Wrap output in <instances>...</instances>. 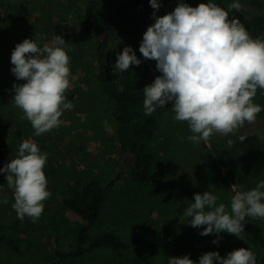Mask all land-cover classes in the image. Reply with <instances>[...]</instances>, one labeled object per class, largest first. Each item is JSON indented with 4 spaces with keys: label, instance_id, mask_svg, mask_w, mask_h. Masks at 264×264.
I'll use <instances>...</instances> for the list:
<instances>
[{
    "label": "rangeland",
    "instance_id": "374dc122",
    "mask_svg": "<svg viewBox=\"0 0 264 264\" xmlns=\"http://www.w3.org/2000/svg\"><path fill=\"white\" fill-rule=\"evenodd\" d=\"M90 0H0V168L17 158L20 143L30 139L37 143L41 152H47L45 173L51 197L44 202L41 217L33 222L31 218H17L13 209V189L6 181L7 173L0 172V234L3 232L16 238L14 249L7 240H0V264H49L57 257V250L68 255L56 264H167L170 256L188 255L197 262L209 247H217L221 256L237 248H249L256 254L257 264H264V220L247 217L244 224L245 240L229 233L219 234V243L213 244L216 234L201 236V228H194L183 215L184 209L193 203L194 194L210 191L219 197L230 211V202L236 191L251 190L264 180V159L259 148L264 141V111L255 123H245L235 135L214 134L207 146H216L236 171L239 182L232 189L218 179L212 165L206 158L203 141L194 145L187 137L192 135L187 122L174 120L172 104L158 108L153 114L158 121L154 140L157 155V169L146 182H134L126 174L115 187L107 190L100 216L91 228L92 236L103 231H114L123 239L156 234L160 240L157 251L146 260L134 261L130 250L118 251L110 246L89 248L81 255L76 250L73 213L62 204V197L69 196L72 188L90 179L106 182L120 164V152L115 123L109 105L94 77L96 59L94 50L98 39L88 36L84 40H68L71 46V72L73 87L67 92V99L74 107L65 110L59 128L36 136L27 119H21L22 111L15 107L13 84L24 83L11 72L10 57L17 43L25 38L44 37L38 41L42 46L51 43L55 36L53 26L57 21L73 23L83 34L84 8ZM96 11L102 15L118 11L127 0H95ZM195 7L209 0H184ZM211 2L219 4L218 0ZM156 11L162 16L174 10L179 0H160ZM155 11L149 0H138L124 13H120L116 24L107 38V63L113 72L117 53L126 45L132 46L141 59L139 66L133 65L122 74H137L145 86L161 75L156 62L145 60L139 52L143 34L154 23ZM242 17L264 16V0L249 3ZM241 15L229 12V18L239 19ZM264 36V35H263ZM117 74V73H116ZM255 103L264 107V91L257 90ZM245 136L244 141L239 137ZM234 144L227 148V141ZM138 248L135 255L140 254Z\"/></svg>",
    "mask_w": 264,
    "mask_h": 264
},
{
    "label": "clouds",
    "instance_id": "9594fccd",
    "mask_svg": "<svg viewBox=\"0 0 264 264\" xmlns=\"http://www.w3.org/2000/svg\"><path fill=\"white\" fill-rule=\"evenodd\" d=\"M154 23L143 34L139 52L145 60L156 62L161 75L143 88V107L146 115L171 102L174 120L187 122V139L194 145L207 142L216 133L235 135L245 123H255L264 107L254 102L257 90L264 91V39L253 38L241 21L229 18V12L244 7L233 0L227 10L216 3L200 2L193 7L179 0L173 11L157 16L160 0H149ZM36 35L17 43L10 57L11 72L20 84H13L15 107L23 113L34 134L40 136L59 128L62 114L74 105L67 99L73 87L71 46L61 36L51 43ZM141 59L130 45L117 53L113 72L122 74ZM245 136L239 140L244 141ZM234 144L227 141V148ZM48 153H42L30 139L20 143L18 156L0 172L7 173L6 181L13 189V209L17 218L26 216L37 221L44 211V202L51 197L44 171ZM219 197L210 191L194 194L193 203L183 215L201 236L216 234L213 244L219 243L220 233H229L245 240L247 217L264 220V180L251 190H238L231 198L230 211ZM0 203L7 204L3 197ZM257 264L256 254L249 248H237L226 256L208 251L199 257L198 264ZM167 264H197L188 255L170 256Z\"/></svg>",
    "mask_w": 264,
    "mask_h": 264
},
{
    "label": "trees",
    "instance_id": "16d2710c",
    "mask_svg": "<svg viewBox=\"0 0 264 264\" xmlns=\"http://www.w3.org/2000/svg\"><path fill=\"white\" fill-rule=\"evenodd\" d=\"M137 1L127 0L119 6L118 11L102 15L96 11V1L90 0L84 8L81 25L83 34L78 32L75 25L70 22L57 21L53 26L54 35L63 37L65 41L84 40L88 36L98 39V44L94 50L97 62L94 77L105 96L114 119L120 152L119 167L106 182L98 178H90L72 188L71 194L61 199L64 207L73 213L74 222L79 223L74 231L76 250L73 254L75 255L86 252L88 250L87 244H89V248L107 245L118 251L130 250L133 253L132 259L134 261H142L152 256L161 244L157 235L151 232L126 239L114 231H103L95 236L90 233L100 216L107 190L115 187L124 173L134 182H146L157 169L154 140L158 121L153 113L151 115L145 114L143 107L144 81L137 74H116L112 72L107 63V38L110 37L112 27L115 26L120 13L129 10ZM218 2L219 6L227 10L228 5L233 0H218ZM239 2L244 6L242 10L240 12L233 10L231 13L241 15L239 20L254 39H264V16L242 17L241 14L248 10L249 3H259L260 5V0H239ZM95 27L96 34L94 33ZM72 32H75L77 36H73ZM202 143L206 158L212 165L218 179L226 187L232 189L239 182L236 171L218 147L207 146L204 141ZM259 154L264 159V141L259 148ZM2 155L3 149L0 147V157ZM2 239L7 240L14 249L18 250L15 237L3 232L0 234V240ZM138 248L142 249V252L135 255L134 250H138ZM208 251L220 253L217 247H209L205 252ZM56 255L57 257L51 259L49 264L61 262L68 254L57 250ZM214 264H219V262H214Z\"/></svg>",
    "mask_w": 264,
    "mask_h": 264
},
{
    "label": "water",
    "instance_id": "95a60500",
    "mask_svg": "<svg viewBox=\"0 0 264 264\" xmlns=\"http://www.w3.org/2000/svg\"><path fill=\"white\" fill-rule=\"evenodd\" d=\"M94 33L96 34V27L94 28ZM73 36H77V34L75 32H72Z\"/></svg>",
    "mask_w": 264,
    "mask_h": 264
}]
</instances>
